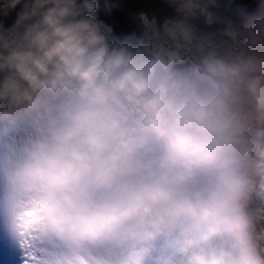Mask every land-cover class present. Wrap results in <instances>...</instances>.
Masks as SVG:
<instances>
[{
    "label": "clouds",
    "instance_id": "9594fccd",
    "mask_svg": "<svg viewBox=\"0 0 264 264\" xmlns=\"http://www.w3.org/2000/svg\"><path fill=\"white\" fill-rule=\"evenodd\" d=\"M0 264H264V0H0Z\"/></svg>",
    "mask_w": 264,
    "mask_h": 264
}]
</instances>
